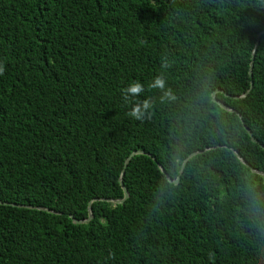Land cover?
Listing matches in <instances>:
<instances>
[{"label":"trees","instance_id":"16d2710c","mask_svg":"<svg viewBox=\"0 0 264 264\" xmlns=\"http://www.w3.org/2000/svg\"><path fill=\"white\" fill-rule=\"evenodd\" d=\"M262 30L264 0H0V264H264Z\"/></svg>","mask_w":264,"mask_h":264},{"label":"clouds","instance_id":"9594fccd","mask_svg":"<svg viewBox=\"0 0 264 264\" xmlns=\"http://www.w3.org/2000/svg\"><path fill=\"white\" fill-rule=\"evenodd\" d=\"M5 69L2 64H0V75H3ZM148 89H161L165 88V80L159 76L154 77L151 82L147 85ZM145 91V86L138 80H132L128 83V85L121 89V95L123 99L127 102L130 97H138L141 93ZM215 95V93H214ZM171 98L170 93L165 91L161 100L163 101L165 98ZM152 106V103L149 99H144L142 102H138L131 107V110L127 113V115L136 120H140L144 117L146 110H149ZM242 117V116H241ZM242 120V118H241ZM243 122V120H242ZM244 125V123H243ZM244 127H247L244 125ZM249 129V128H248ZM246 130V128H245ZM247 131V130H246Z\"/></svg>","mask_w":264,"mask_h":264},{"label":"water","instance_id":"95a60500","mask_svg":"<svg viewBox=\"0 0 264 264\" xmlns=\"http://www.w3.org/2000/svg\"><path fill=\"white\" fill-rule=\"evenodd\" d=\"M261 33H264V30L259 31V32H258V36H259ZM258 42H259V41H258V39H257V40L255 41V47H254V49H253L251 59H253V56H254V53H255L256 46H257ZM251 70H252V61H251L250 64H249V75H250V76L252 75V71H251ZM217 91H220V92H221L222 89L217 88V89H215V90L212 92V97H213L214 101L217 102L222 108H224V109H226V110H228V111H235V112L237 113V115H238L240 118H242L240 112L236 111L234 108L228 106V105L225 104L224 102H221V101H219V100H217V99L215 98L214 93L217 92ZM244 95H246V93L243 94V95H241V96H234V97L237 98V97H242V96H244ZM245 128H246V130H247V132H248L250 138H251L253 141H256V139H255L254 136L252 135L250 129H248V127H245ZM139 152H141V151L137 150V151L132 152L130 155H128V156L126 157V159H125V161H124L123 168H122V170H121L120 177H119V182H120V184H121V186H122V189H123V197L120 198V199H119V198H116V199H111V200H113V201H115V202H123L124 199H125L126 197H128V191H127L126 187L123 185V182H122V175H123V173H124L125 167L127 166V163H128V160L130 159V157H131L134 153H139ZM193 154H195V152L191 153L188 157L192 156ZM235 154L237 155V157H238L243 163H245L246 165L249 166V164L244 160V158H242V157L239 155L238 152L235 151ZM188 157H187V158H188ZM187 158L184 159V161L182 162L181 167H180V169H179V172H181V170L183 169V167H184V165H185V162L187 161ZM159 168L161 169L162 172L165 173V170L163 169V167H162L161 165H159ZM251 169H252V171L262 173V172H260V171H257V170H255V169H253V168H251ZM167 178H168L170 181H173L174 183H176V182L178 181L179 176H177V177L174 178V179H171V178H169V177H167ZM94 199H95V198L91 199V200L88 202V216H87L86 218H84V219H78V218H75L72 214H70V217L72 218V221H73V222H75V223H81V222H85V221H88V220L91 219L92 215H91L90 202H91L92 200H94ZM101 199L104 200V198H101ZM0 203H1V201H0ZM20 205H21V204H20ZM27 207H32V206L27 205ZM41 209L46 210V208H41Z\"/></svg>","mask_w":264,"mask_h":264}]
</instances>
